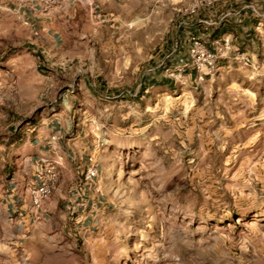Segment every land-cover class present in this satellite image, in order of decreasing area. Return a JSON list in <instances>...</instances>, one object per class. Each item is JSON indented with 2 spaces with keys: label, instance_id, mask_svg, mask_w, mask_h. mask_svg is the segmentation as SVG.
Listing matches in <instances>:
<instances>
[{
  "label": "rangeland",
  "instance_id": "1",
  "mask_svg": "<svg viewBox=\"0 0 264 264\" xmlns=\"http://www.w3.org/2000/svg\"><path fill=\"white\" fill-rule=\"evenodd\" d=\"M116 1L64 26L71 59L42 62L47 88L10 60L20 24L0 37V173L25 167L18 146L56 114L73 172L98 168L78 213L62 197L40 221L0 206V264H264V60L201 83L176 71L214 10L255 0Z\"/></svg>",
  "mask_w": 264,
  "mask_h": 264
},
{
  "label": "crops",
  "instance_id": "2",
  "mask_svg": "<svg viewBox=\"0 0 264 264\" xmlns=\"http://www.w3.org/2000/svg\"><path fill=\"white\" fill-rule=\"evenodd\" d=\"M255 1L264 15V0ZM233 4L236 5L235 8H233ZM233 4L229 2L226 6L224 5L226 7L224 12L219 13L218 10H214L211 13V17H216L219 23L213 22L209 28H206L204 37L208 48H213V41L224 36H230L232 47L229 57L243 53L250 58L252 64H255L258 60H264V18L261 27L258 28L260 20L249 10L246 1ZM116 6H121L116 0H95L94 2L92 0H69L60 8L44 13L37 0H0V37L13 26L17 31V26L20 24V33L29 35L30 38H23L20 41L19 44L26 46L25 51L17 54V58L10 60L17 59L15 63H19L26 72H29L30 87L35 88V83L41 79L42 84L40 87L47 88L49 86L47 79L51 80V78L42 75L39 67L42 62L57 67L68 65L71 55L68 50L64 49L66 35L64 26L69 20H73L76 15L94 16L96 12L105 13L104 17H114L111 8ZM7 12L12 13L14 17H10ZM101 16L98 15L97 17L100 18ZM33 36L35 39H32ZM0 46L1 50H4L2 52V55H4L7 46L5 47L3 43ZM178 49L177 57L183 56L181 51L183 46ZM27 50L30 51L27 52ZM186 51L188 56V44L186 45ZM224 63H226L225 60L219 62L220 65ZM17 64L14 65V69H16ZM1 66L2 62L0 61ZM2 82V74H0V84ZM62 127L60 114L49 116L33 127L18 146V157L24 161L25 167L22 170L13 171L11 174L0 173V206L7 216L13 215L15 220L28 218L26 207L21 206L18 201V192H21L26 185L30 184L31 177L36 169L35 163L42 157L54 161L60 174L58 186L50 200L44 204L43 213H47L51 206L56 207L59 204V197L64 199L61 203L62 206L66 207L64 211L70 213L69 208L73 206H77V213L81 211L79 202H85L86 195L82 194L83 199L81 200L78 190L82 186V179L79 180V177H75V175L82 174L84 170L76 172V174L73 172V153L65 148L62 141ZM63 192L65 196L62 195ZM83 219L81 229L88 227L85 231L89 232L90 226L88 224L92 220L89 216H85ZM74 221L77 224L80 223L75 217Z\"/></svg>",
  "mask_w": 264,
  "mask_h": 264
},
{
  "label": "built area",
  "instance_id": "3",
  "mask_svg": "<svg viewBox=\"0 0 264 264\" xmlns=\"http://www.w3.org/2000/svg\"><path fill=\"white\" fill-rule=\"evenodd\" d=\"M37 1L40 3L42 11L44 13H49L55 8H60L69 0ZM248 8L254 16L260 20L258 24V28H260L264 15L261 13L258 3L256 1L255 3H251L248 5ZM191 12H194V10ZM212 47V49H209L206 41L201 36L191 34L188 38V60L187 62L181 60V66L176 69L177 76L179 78L182 77L186 68L191 67L195 71L196 80L201 83L208 77H214L224 70L231 69L234 64H238V66L241 67H248L251 63L250 58L243 53L229 57L232 47V39L230 36H224L213 41ZM175 49H178V45L175 46ZM221 60H225L226 63L219 65ZM35 166L36 169L31 177L32 181L30 184L26 185L21 192H18V201L21 206L26 207L27 216L31 220L40 221L43 214L44 204L50 200L55 192L59 183L60 174L56 167V163L49 158H39L35 163ZM81 175L82 186L78 192L82 200L83 195L87 192V187L91 188L95 180H97L98 168L94 164H91V166L87 167ZM95 191H97V189ZM71 208L73 209L72 213L77 212V206L76 210L74 206Z\"/></svg>",
  "mask_w": 264,
  "mask_h": 264
}]
</instances>
